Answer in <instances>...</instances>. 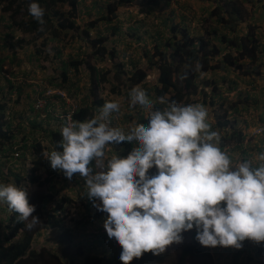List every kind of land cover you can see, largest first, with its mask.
I'll list each match as a JSON object with an SVG mask.
<instances>
[{"label": "clouds", "instance_id": "clouds-1", "mask_svg": "<svg viewBox=\"0 0 264 264\" xmlns=\"http://www.w3.org/2000/svg\"><path fill=\"white\" fill-rule=\"evenodd\" d=\"M28 11L43 25L44 10L37 3H30ZM6 23L8 28L14 26L8 18ZM201 67L197 62L195 70L199 71ZM2 68L0 72L4 70ZM186 76L187 73L181 79ZM26 81L15 84L12 77L8 79L0 76V132L9 128L14 135L4 162L9 168V163L18 168L19 159H24L25 153L27 157H31L29 171L33 159L31 145L40 142L43 146L42 138H46L53 145L52 152L46 154L51 168L62 171L66 181L81 183L84 180L86 191L78 197L89 202V205L86 207L81 203L83 207H94L95 217L99 211L107 213L105 219H101L99 215L97 217L102 220L103 226L87 233H92L94 238L103 237L109 244L114 243L113 253L108 259L116 261L119 258L121 264H130L145 252L160 254L173 242H182V233L193 229L195 239L202 246L213 247L212 249L218 245L239 249L243 246V241L251 240L255 255V244L264 242V153L258 156V166L254 167L252 161L241 158L238 161L242 162L236 169L230 170V159L224 153L228 146H217L219 134L208 131L210 125L205 122L207 112L203 106H182L175 100L162 96L158 98V102L165 107L153 110L146 91L133 86L129 93L130 106L140 105L149 109L146 125L137 124L127 132L113 127L110 118L114 113H119L120 104L108 101L109 97L100 94L102 97L97 96L104 103L93 106L94 117L85 121H69L57 129L53 123L62 119L55 114L35 111L32 101L28 99L29 91L38 89L41 92L48 87L62 88L75 99L74 91H78V88L69 86L68 81L64 82L62 77L53 86H36ZM26 86L29 87L28 90ZM206 92L208 93L207 90ZM211 93L214 94L210 90L205 97L207 102L202 100L203 103L209 105ZM84 99V95L79 101L75 99L79 102L75 112L84 105L93 104L92 100L87 103ZM222 100L217 105L224 104L226 100ZM14 104L17 106L13 107ZM30 116L33 123L39 124L35 128L30 126ZM262 127L258 126L261 130ZM54 131L61 134L57 143L62 151H56L51 142V132ZM17 136L19 143L15 141ZM213 140L217 143H212ZM243 140L247 143L248 135L244 134L240 143ZM124 142L135 145L128 155H125L126 149L122 156L112 150V154L116 156H109L110 159L105 160L107 145ZM14 145H17L20 152L18 157L11 154ZM22 146L28 148L29 152H24ZM222 148L224 150L221 151ZM153 167L156 168L151 173L154 175H149V169ZM28 171L25 174L28 175ZM15 172L24 175V178L18 182L12 177L15 185L1 183L0 201L7 202L8 216L14 211L18 214V219L28 222L26 226L31 228L40 220L33 215L36 206L30 204L27 198L28 190H25L23 182L27 176L20 171ZM19 184L22 187L16 186ZM67 211L68 208L61 214L64 216ZM69 229L74 240L76 232ZM36 233L39 230L35 231L33 238ZM144 262L152 261L139 264ZM258 262L257 257L256 264Z\"/></svg>", "mask_w": 264, "mask_h": 264}, {"label": "rangeland", "instance_id": "rangeland-1", "mask_svg": "<svg viewBox=\"0 0 264 264\" xmlns=\"http://www.w3.org/2000/svg\"><path fill=\"white\" fill-rule=\"evenodd\" d=\"M112 1L113 0H79L78 16L76 19L79 28L75 31H60V37L58 39L50 40L47 43L44 42V47L42 48L49 52L39 54L35 51L40 46L42 38H45V34L38 37V33L35 31H24L16 26H13L12 29L8 28L6 23L7 13L0 10V55L6 56L2 69L14 79V83H23L28 80L29 84L33 85L53 86L60 80L63 67L62 61H64L67 68L68 82L70 81L73 84L71 85L70 83L71 86L78 88V91H74L75 99L78 101L81 100L84 94L86 98L84 102L89 103L94 98L90 91L93 85L90 81L89 70L86 68L85 63L80 64L77 71L68 64V60L72 57L79 60H86L85 62H89L96 66L100 72L109 70L107 81H102L98 84L96 93L98 96L104 94L105 97H109L110 99H108V101L118 102L120 104V109L127 107L131 116L129 127L135 126V122L140 116L143 118L148 116L149 109L140 105L134 107L130 106L129 93L132 88L129 87V84L125 85L123 82L128 77V74L119 69L118 62L123 63V68L127 72L132 69L134 65L146 69L147 86L152 88L155 81V71L148 66L147 61L150 55L154 53L156 44H159L160 48H163L161 44L164 39L168 37L171 25L179 24L182 26L183 23H185L189 26L190 30L193 31L194 35H203L205 36L204 38L210 37L207 31L211 26H214L219 32L222 30V26L218 25L209 16V12L213 8L216 0H170L169 2H161L158 5H155L153 0H129L124 4L118 5L116 8L117 16L114 18V21L111 23L98 21L96 26L88 29L90 38L103 37L105 40L104 44L108 50L111 48L116 49V57L110 58L107 56L105 60H99L92 55L87 57L86 54H89L92 48L88 40L80 36L81 30L87 28L86 22H90L94 19L97 20L101 15L105 14L107 4ZM240 1L243 5V13L241 15L243 21L236 23L234 20H231L232 24L235 25L234 33L227 31L228 29H225L224 33L226 32L230 38H234L236 35L244 34L251 25L254 26L253 28L255 29L259 42L263 46L262 53L259 54L261 59L258 58L257 62L254 64L247 65V67H245L247 69H243L242 71L244 73L239 74V76L236 75L237 72L231 69L229 71L217 70L206 74L202 73L199 76V85H202L203 78L207 80L214 78L217 82L225 78L226 82L221 85L223 91L221 97L226 100L223 105H217V103L223 101L219 99L213 101V105L203 103L202 94H199L195 101L188 104L194 106L201 105L205 110L209 109L206 117L211 116L213 119H211L212 122L209 120L207 123L210 125L208 131L217 132L219 137L224 133L220 127H217V116L221 114L222 117L230 120V126H233V132L235 133L233 137L225 140V146H228V148L224 152L231 161L230 170H235L237 165L242 162L238 160L233 162L234 151L242 156L243 153L241 152L245 149L241 151L238 147L237 149L233 148L238 139V133L242 134L241 137H243L244 134L248 135L249 140L255 136L260 137L262 138L260 144H264V126L260 133H255V130L258 129L256 124L259 120H253L258 118L260 110H264V106L259 109L258 107L260 105H257L260 99H264L262 96L264 93L255 92V90H253V86L262 89L264 87V72L259 71L261 64L264 63H259L264 59V0ZM63 9H65V7H63ZM112 27H116L114 32ZM212 40L216 42L215 39ZM57 50H60V54H57ZM152 60H156V57H153ZM248 61V59H245L244 63ZM258 64L260 65L259 68L257 67ZM261 69H264V65L261 66ZM248 70L250 71L249 74ZM256 71H259L261 74L256 75ZM117 75L119 76L117 77ZM259 77H263L261 82L258 79ZM233 80L236 81L238 85L236 89L228 92L227 86H232ZM112 87H115L114 91L111 90ZM247 88H252V92L249 93ZM204 89L210 91L211 86H205ZM147 96L152 102L153 110L157 109L156 106L161 110L165 107V105L158 102V98L154 96L153 90L150 89ZM168 96L167 94L165 97L168 98ZM247 96H251V98ZM238 99L242 100V102L239 103V112L230 111L228 108L230 102L237 101ZM263 104L264 102L262 105ZM15 106H17V104H14L13 107ZM224 108L227 109V113H223ZM232 118L236 120L233 121ZM129 121L127 122L129 123ZM253 122H255V124H253ZM247 124H251V126ZM230 130H232V128H229V131ZM42 140L45 151L51 153L53 145L49 144L46 138H42ZM15 141L17 143L20 142L19 136L15 138ZM212 143L216 144L217 142L213 140ZM22 148L24 152H29L28 148L23 146ZM110 150H113L112 144L107 145L105 148V160L106 158L110 159L109 156H116V154H109ZM261 153H264V147L263 151L260 150L257 152L256 159H258ZM23 154L24 159L22 157L19 159L18 168L12 166V163H9V165L14 171H20L25 174V172L28 171V166H30L29 160L31 157H27L25 153ZM256 161L260 162L258 160ZM92 167L94 168V165H92ZM40 175L39 181L35 183L29 181L27 174H25L27 177L23 180L26 186L25 190H28V201L30 204L36 206L33 215L39 218L38 212H41L40 204L43 199L46 200L47 207L50 208L54 206L62 196H68L72 199V202L68 205V211L64 215V226L72 228L73 231L76 232L75 239L72 242V251L77 250V246L82 245L85 252H93L96 255L104 257V259L111 257L113 247L115 246L114 243L112 242L109 244L103 237L94 238L92 233H87V231L90 232V230H98L103 226V222L94 216V207L85 209L79 199H76L80 194L86 191L85 181L82 178L80 179L83 180L81 182L83 185L79 182L75 183V180L66 181V178L62 175V171H59L55 175L48 176L50 178L49 181L45 180L47 176L46 173H41ZM149 175H151V170H149ZM5 177V180L0 181L2 185H15L12 176L6 175ZM16 186L22 187L21 184ZM8 213L9 207L7 202L0 201V236L5 232ZM41 222L40 220L39 223H36L32 227L40 225ZM189 233V231L183 232L182 242H173L166 247L165 251L162 252L165 254V261L144 262L141 264H178V251L184 243L189 241ZM49 238V229L47 227L40 228L39 233L34 235L32 241L33 248H54ZM242 243L243 246L239 249L231 246L223 247L218 245L216 248L210 250L209 253L212 264H234V262L236 264L240 263V261L246 262L247 264H256L257 257L254 255L253 241L246 239ZM203 259L208 260L207 257H202L200 259L189 258L186 264H201V260Z\"/></svg>", "mask_w": 264, "mask_h": 264}, {"label": "trees", "instance_id": "trees-1", "mask_svg": "<svg viewBox=\"0 0 264 264\" xmlns=\"http://www.w3.org/2000/svg\"><path fill=\"white\" fill-rule=\"evenodd\" d=\"M129 0H113L106 6V13L101 15L97 20H91L87 23L86 29L81 30L80 36L88 40L92 51L86 54L87 57L94 56L99 60H105L106 57L114 58L117 55V51L114 48L107 49L104 44L103 37L90 38L89 28L96 26L98 21H105L111 23L114 21L116 15V8L118 5L124 4ZM170 0H153L155 5L161 2H169ZM37 3L43 10L44 23L41 25L35 20L28 11L30 3ZM1 10L7 12V18L11 20V24L24 30L35 31L39 36L45 34V38H42L40 46L35 51L37 54L43 52H49L44 50V42L58 39L60 37V31L77 30L78 25L75 20L78 16V3L79 0H0ZM242 3L240 0H216L213 8L209 12V16L218 25L222 26V30L219 32L214 26L208 29L207 33L209 38L205 36H196L189 26L183 23V25L175 24L171 25L169 29V35L162 42L163 48H160L159 44L155 45V51L150 55L148 59V66L155 71V81L152 88L147 86V70L139 66H133L132 69L125 71L123 63L118 62L119 69L128 74V77L123 81L129 84L130 88L136 86L147 91L149 94L150 89L153 90L154 96L159 98L166 96L169 100H175L178 104L186 106L190 102L195 101L199 94H203L204 99L208 96L204 86H211V92L219 95L221 91L220 86L225 83V78H222L220 82H217L214 78L209 80L203 78L202 85H199V76L203 73H209L217 70L229 71L230 69L239 74H243V69L246 70L248 64H254L259 58V54L262 53V44L255 33L254 26L248 27V30L244 34L236 35L234 38H230L227 31L234 33L235 25L231 20L236 23L242 20ZM65 7V9H63ZM264 7V3H263ZM11 29L13 26L10 27ZM116 27H112L114 30ZM212 39H215L214 42ZM224 45V46H223ZM60 54V50L56 51ZM147 54V53H145ZM156 57V60H152ZM6 56L0 55V69L5 62ZM249 61L244 63V60ZM86 60H79L72 57L68 60V64L71 65L75 71L78 70L80 64L86 65L89 70V77L92 83L91 94L94 96L90 105H84L81 109L74 113L75 121H85L95 116L94 105H100L104 103L101 98H98L96 88L102 81H107L108 71L100 72L98 68ZM199 62L202 66L199 71L195 70L196 63ZM261 64V62H259ZM65 62L62 61L61 77L64 82L68 81L66 74ZM256 66V65H255ZM259 64L257 67L259 68ZM261 67V66H260ZM118 69V68H117ZM187 73L186 78L181 77ZM250 71L248 70V74ZM246 74V73H245ZM260 74L256 71V75ZM119 75H117L118 77ZM10 83V81H7ZM69 86L73 85L70 81ZM71 83V85H70ZM237 82L233 80L232 86H227V91L236 89ZM149 87V88H148ZM115 87L111 90L114 91ZM192 97V98H191ZM246 99V98H245ZM242 100L230 102L228 107L230 111L239 112V103ZM209 105H213L212 99L208 100ZM223 105V103H220ZM157 109L158 106H156ZM223 113H227V109H223ZM148 117V116H147ZM140 117L137 120V124H147L148 119ZM235 121V118H232ZM217 127H220L224 134L219 139V146L225 145V140L234 136L232 130L233 126H230V120L220 115L217 116ZM34 120H29L30 126L35 128L39 124L33 123ZM227 129V130H226ZM0 132V181L6 179V175L12 176L18 182L21 178H24L19 172H15L14 169L6 166L4 162L7 158V151L9 150L14 135L12 130L6 128ZM10 132V133H9ZM241 133H238L237 141L242 140ZM61 139V134L57 131L51 132V142H53L56 151H62L57 143ZM126 149V154L131 151L135 146L132 143L124 142L119 144ZM32 149V166L28 171V179L31 182L39 181L40 174L46 173L45 180H50L48 176L55 175L59 171L53 170L50 163L47 160L46 154H50L44 151V147L40 142H35L31 145ZM125 157V156H123ZM6 166V167H5ZM1 184V182H0ZM79 201L86 207L89 202H85L82 198ZM71 203V198L68 196H62L54 206L48 208L46 200H42L40 204L41 212H38V216L42 221L40 225L35 227H27L28 222L20 221L18 214L11 211L8 216V222L5 225L6 232L0 236V264H121L122 261L118 258L116 261L112 259L104 260V257H100L90 252H85L82 246H78L77 250L72 251L73 233L69 228H65L63 225V212L67 208V204ZM47 209L45 210V208ZM39 209V207H38ZM45 210V212H44ZM62 213V214H61ZM105 219L107 213L99 211L96 216ZM41 227H48L50 229V241L54 245V248L42 247L40 249L32 248L33 234ZM190 231V240L182 245L178 251V264H186L189 258L200 259L207 257L208 260H201V264H212L210 260V250L213 247L202 246L195 239V229ZM183 234V233H182ZM255 255L258 257V264H264V242L255 244ZM79 257V259H78ZM165 261V254L160 253L154 255L152 252H145L141 258H134L130 264H139L143 261ZM235 264V262H234ZM237 264V263H236ZM247 264V263H240Z\"/></svg>", "mask_w": 264, "mask_h": 264}, {"label": "crops", "instance_id": "crops-1", "mask_svg": "<svg viewBox=\"0 0 264 264\" xmlns=\"http://www.w3.org/2000/svg\"><path fill=\"white\" fill-rule=\"evenodd\" d=\"M263 46H261L260 48H262ZM263 50V49H262ZM259 59H261V57H259ZM261 63L262 62H264V59H262L261 61H260ZM249 65V64H248ZM262 65H264V63H262L261 64V66ZM262 70V71H261ZM260 72H264V69H261V67H260V70H259ZM261 74V73H260ZM263 77H259L258 79H259V81L261 82V79H262ZM257 79V80H258ZM261 85V84H260ZM27 87V90L29 89V87L28 86H26ZM220 89H221V86H220ZM263 89H264V87H263ZM263 89L262 88H257V86H253V90H255V92H259V93H264V91H263ZM207 90V89H206ZM247 90H249V93L250 92H252V88H247ZM221 91H222V89H221ZM228 92H230V91H228ZM208 93H210V91H208ZM222 93H223V91H222ZM219 94V95H217V94H213V93H211L210 94V97H211V99L213 100V101H217L218 99L219 100H222L223 98L222 97H220V96H222L223 94ZM84 95V94H83ZM263 97H264V95H262ZM217 97V98H216ZM247 97H249V98H251V96H247ZM263 97H261V98H263ZM254 99H255V97H254ZM252 100H253V98H252ZM254 101H257V100H254ZM264 102V99H260V101H258V103H257V105H260L258 108L260 109L262 106H264V104L262 105V103ZM199 104V103H198ZM256 109H258L257 107H255ZM209 110V109H208ZM208 110H206V112L208 113L209 111ZM130 111L127 109V107H123V108H121L120 109V111H119V113L118 114H115L114 113V115L110 118V120H111V125L113 126V127H118V128H120L121 130H123V131H125V132H127V130L130 128V127H128L127 125L128 124H130L131 122L129 121L130 120V118H131V116H130ZM141 117V116H140ZM139 117V118H140ZM138 118V119H139ZM137 119V120H138ZM211 119H213V117H211V116H208V117H206L205 118V122L206 123H208L209 122V120H210V122H212V120ZM259 120V122L256 124L257 126H264V110L262 111V110H260V112H259V115H258V118H255V119H253V120ZM127 121H129V123L127 122ZM127 122V123H126ZM136 124H137V121L135 122ZM135 124V125H136ZM253 124H255V122H253ZM61 125H63V122H62V120H57L56 122H54L53 123V126L55 127V128H57V129H60V126ZM126 125V126H125ZM247 125H249V126H251V124H247ZM249 128V127H248ZM60 131V130H59ZM260 140H262V138H260V137H257V136H255V137H253V138H251L250 140L248 139V142L246 143L245 141L246 140H243V143H235L234 144V146H233V148L235 149H237V147H240L243 151L241 152V153H243V155L242 156H240V155H238V153L236 152V151H234V158H233V162H236L237 160H240L241 158H244V160L246 161V160H252V163H253V166L255 165V166H258L259 165V163L260 162H257L256 160H258V159H256L257 158V152H259L260 150H262L263 151V147H264V144L262 143V144H260ZM218 146H219V143H218ZM112 147H113V150H114V152L116 153V154H118V155H120V156H122V153L124 152V149L125 148H123L121 145H114V144H112ZM221 151L222 150H224V148H222V149H220ZM109 153H113L112 152V150H110L109 151ZM237 153V154H236ZM254 157V158H253ZM259 161V160H258ZM230 163H231V161H230ZM254 166V167H255ZM154 168L155 167H153V168H151V169H149V170H151V173L153 172V171H155L156 170V168H155V170H154ZM157 173V172H156ZM151 175H154V174H151ZM156 175V174H155Z\"/></svg>", "mask_w": 264, "mask_h": 264}, {"label": "built area", "instance_id": "built-area-1", "mask_svg": "<svg viewBox=\"0 0 264 264\" xmlns=\"http://www.w3.org/2000/svg\"><path fill=\"white\" fill-rule=\"evenodd\" d=\"M0 76L4 78H11L4 70L0 72ZM38 87H35V89ZM28 99L32 101V106L37 112H43L46 114H55L58 118L62 119L64 125L69 121L74 120V112L78 108V101H76L68 91L62 88L48 87L44 91L39 92L29 91ZM63 110V111H62ZM43 113L41 116H43ZM40 117V116H39ZM32 120V116H30ZM261 128L256 130V133H260ZM11 154L14 157H18L20 152L17 150V145H14Z\"/></svg>", "mask_w": 264, "mask_h": 264}]
</instances>
